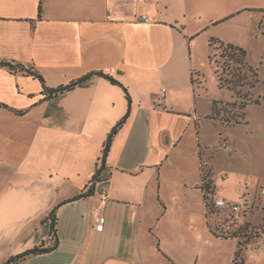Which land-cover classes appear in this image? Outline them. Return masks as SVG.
<instances>
[{
  "label": "crops",
  "instance_id": "1",
  "mask_svg": "<svg viewBox=\"0 0 264 264\" xmlns=\"http://www.w3.org/2000/svg\"><path fill=\"white\" fill-rule=\"evenodd\" d=\"M141 14L154 22L139 21ZM220 29L264 32V0H0V59L33 67L45 80L0 67V264L42 244L53 250L19 264H233L238 241L229 235L236 229H215L206 208L209 232L201 238L208 250L164 247L161 235L157 246L147 233L162 199L157 167L175 155L192 124L202 126L195 91L202 84L194 73L199 44L243 49L246 66L261 75L235 33ZM98 71L123 84L130 98L93 75L44 100V85L56 90ZM161 89L165 102L156 106ZM126 116L97 182L109 134ZM205 116L215 128L250 122L245 114L225 124L213 105ZM197 150L200 184L205 180L217 195L216 151L200 142ZM200 184L188 188L201 191ZM104 189L105 228L96 232L94 210ZM263 190L245 184L242 199L260 200L264 211ZM258 213L249 222L263 223L262 230L244 264H264ZM214 244L227 246L213 251Z\"/></svg>",
  "mask_w": 264,
  "mask_h": 264
},
{
  "label": "rangeland",
  "instance_id": "2",
  "mask_svg": "<svg viewBox=\"0 0 264 264\" xmlns=\"http://www.w3.org/2000/svg\"><path fill=\"white\" fill-rule=\"evenodd\" d=\"M220 31L235 33L248 53L250 66L258 69L261 75L240 64L238 53L234 50H227L218 44L215 49H211L206 46L205 40L199 44L194 73L198 83L202 84L195 88L196 94L200 96L198 109L202 126L197 130L192 124L183 139L178 141L179 148L175 155L167 161L169 156L166 154L157 167L160 170L155 186L162 196L163 205L160 204L157 210L155 207L156 211L153 210L152 214H155H151V229L147 230L150 241L157 246L161 244L158 238L161 235L164 247L173 245L178 251L188 248L192 251L200 244L203 245L202 248H207L201 238L209 232L205 223L204 196L201 191H191L188 188L196 189L201 182L197 154L199 142L216 151L213 172L217 197L222 196L228 202L236 203L243 198L242 188L245 184L264 186V32ZM218 71L222 76L223 88L220 87ZM214 102H218L216 111L225 119V124H233L246 114L249 125L230 128L221 125L215 128L205 116L210 113ZM220 134L230 139L235 152L230 153L218 147ZM101 165L102 160L99 169L102 168ZM258 212L256 219L261 221L264 211ZM218 215V218L211 217L217 223L213 226L215 229L219 230V226L227 230L234 229L225 223V214L222 216L220 212ZM223 232L221 236L225 237ZM223 246L227 245L214 244L211 250L219 251Z\"/></svg>",
  "mask_w": 264,
  "mask_h": 264
},
{
  "label": "trees",
  "instance_id": "3",
  "mask_svg": "<svg viewBox=\"0 0 264 264\" xmlns=\"http://www.w3.org/2000/svg\"><path fill=\"white\" fill-rule=\"evenodd\" d=\"M216 44L222 45L227 50H229V49L234 50L236 53H238L239 63L246 67L244 60L247 57V54L243 51V49H240L238 47H234L232 45H227L225 43L211 41L212 46H216ZM0 67L7 68L12 72L19 71V69H20V72L25 71V72H27V74L33 75L36 79H39L40 81H42L45 84L44 78L33 67L26 68L24 65H20L18 63L12 62V61H6L4 59H0ZM93 75H98L99 77L106 78V79L110 80L112 83H114L115 85H119L120 87L123 88L127 97L130 98L128 90L124 87V85L115 81V79H113L112 77H110L106 73L99 72V71L93 72V73L88 74L84 78L82 77L79 80L82 82H85L87 79H89ZM217 75H218L220 87L223 88L224 87L223 86V80H222V76L219 74V71H218ZM229 90L232 91V89H230V88H229ZM59 92H57L56 90L51 89L49 87H46L44 85V94L46 95L44 100H48L50 98L52 99V98L56 97L57 95H59ZM216 105H218V102H214V105H213L214 112L216 111ZM18 114H22V113L18 112ZM126 118H127V116L118 122V124L116 125L114 130L109 134L107 142H111L112 137H114L115 134H117L118 131L124 125ZM234 122L237 123V121H234ZM105 170H106V167L99 169L94 176V180H96L97 182L103 181L102 173ZM201 170L203 173V165H202ZM199 188L201 189L203 196H204L203 202H204V206L206 208L207 220H209L212 216L215 218H218V216H219L218 213H220V211H215L214 209H210V207L207 209V205H206V200H210V196L215 195L213 190L210 188V185L207 183H204V180H203L202 184H200ZM91 194H92V190H90L87 193V196H90ZM260 206H261L260 200L258 202L248 201L247 209L239 217H236L233 219L230 216H227V215L225 216V218H226L225 223L227 225H229L230 227H233L236 229L234 231V233L229 235L230 237L236 238L238 241V249H236V252H235V255L233 258V264H244V253L246 252V249H248V246L250 245V243L258 237L257 232L259 230H262L263 223H262V225H260V227H258L257 225L255 226L251 222H249V220H250L249 218L255 217L256 213H258V211H260ZM50 217L55 221L54 226L52 227V232H51V236L55 237L56 236L55 235V229H54V227H56L55 210L51 212ZM226 236H227V234H226ZM52 250H53V247L46 248L44 246V244H42L40 247H37L33 250H28L27 252H25L22 255H19L18 257L11 258L10 264H19V263L23 262L28 257L38 256V255H42L44 253L48 254Z\"/></svg>",
  "mask_w": 264,
  "mask_h": 264
},
{
  "label": "built area",
  "instance_id": "4",
  "mask_svg": "<svg viewBox=\"0 0 264 264\" xmlns=\"http://www.w3.org/2000/svg\"><path fill=\"white\" fill-rule=\"evenodd\" d=\"M137 2L139 4H144L146 0H137ZM138 20L148 24L154 22V20L151 17H149L148 14L139 15ZM165 98H166V89H161L160 99L156 103V106H160L161 104H163L165 102ZM218 145L220 148L224 149V151H228L230 153L234 152V148L229 144V142L226 139H224L223 136L220 137ZM203 175L205 176V173H203ZM204 183H206L205 180ZM262 193H264V190L262 191ZM108 197H109L108 191L106 189L102 190L99 199V204L97 208L94 210V222H95L94 231L96 232H103L105 228L106 218L104 216V212L106 205L108 203ZM248 201H249L248 199H242L239 202L232 203L214 195V196H210V200H206V205H207V209L210 207V209H214L215 211H222L224 212V214L234 219L244 213V211L248 207ZM260 232L262 233V231ZM257 249L258 247L254 249L252 252L253 253L256 252Z\"/></svg>",
  "mask_w": 264,
  "mask_h": 264
},
{
  "label": "water",
  "instance_id": "5",
  "mask_svg": "<svg viewBox=\"0 0 264 264\" xmlns=\"http://www.w3.org/2000/svg\"><path fill=\"white\" fill-rule=\"evenodd\" d=\"M80 83H82V81H75V82H73L72 84H69L68 86H65V87H61V88H59V89H56V91L57 92H59V91H63V90H68V89H70V88H72V87H74V86H76V85H78V84H80ZM108 149H110V142H107V144H106V149H104V153H103V158H102V165H101V167L103 168L105 165H107V154H108ZM11 263V259L8 261V263L7 264H10Z\"/></svg>",
  "mask_w": 264,
  "mask_h": 264
}]
</instances>
